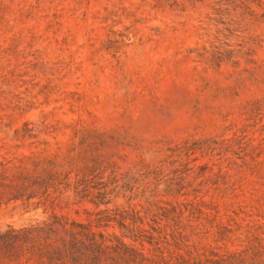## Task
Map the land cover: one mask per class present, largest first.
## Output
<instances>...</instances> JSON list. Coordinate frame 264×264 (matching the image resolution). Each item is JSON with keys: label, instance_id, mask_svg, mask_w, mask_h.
Listing matches in <instances>:
<instances>
[{"label": "rangeland", "instance_id": "374dc122", "mask_svg": "<svg viewBox=\"0 0 264 264\" xmlns=\"http://www.w3.org/2000/svg\"><path fill=\"white\" fill-rule=\"evenodd\" d=\"M0 264H264V0H0Z\"/></svg>", "mask_w": 264, "mask_h": 264}]
</instances>
